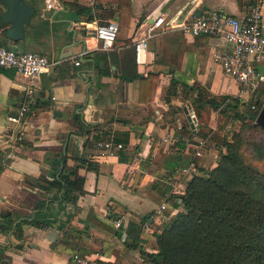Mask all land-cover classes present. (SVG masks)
Masks as SVG:
<instances>
[{
  "label": "crops",
  "instance_id": "crops-1",
  "mask_svg": "<svg viewBox=\"0 0 264 264\" xmlns=\"http://www.w3.org/2000/svg\"><path fill=\"white\" fill-rule=\"evenodd\" d=\"M25 1L35 12L23 38H8L9 24L0 23V43L46 53L58 62L33 78L38 97L22 127L16 157L0 167V264H76L74 252L87 256L89 264H137L142 250L156 251L155 234L163 224L183 210L174 194L183 193L200 168L215 166L221 150L212 142L196 154L198 140L207 141L206 132L215 128L220 107L203 104L197 115V90L184 95L182 83L248 100L214 59L226 43L190 35L181 25L202 7L242 18L259 3L264 31V0H130L126 39L117 38L110 49L98 46L93 28L108 19L119 23L120 0H53L58 6L50 5L52 0ZM6 9L0 1V12ZM161 14L166 23L138 55L133 40ZM101 68L109 73L99 75ZM257 69L264 73V57ZM149 71L159 74L155 93L141 102L139 75ZM173 79L176 92L167 99ZM27 81L14 68L0 67V139L19 127L8 116L23 101ZM191 111L195 124L187 118ZM97 140L121 142L122 148L109 154ZM63 161L83 178V192L62 204L56 197L60 188L40 185L56 178ZM162 204L160 215L156 211ZM7 212L9 218L1 215ZM116 218L120 227L114 225Z\"/></svg>",
  "mask_w": 264,
  "mask_h": 264
},
{
  "label": "trees",
  "instance_id": "trees-1",
  "mask_svg": "<svg viewBox=\"0 0 264 264\" xmlns=\"http://www.w3.org/2000/svg\"><path fill=\"white\" fill-rule=\"evenodd\" d=\"M119 3L120 20L116 41L117 38L126 39L131 13L130 0H120ZM83 10L88 12L90 8L83 7ZM94 53L91 60L96 67L98 60ZM108 73V70L102 68L99 71V75ZM158 76V73L152 71L145 76L139 75V101L147 102L153 98ZM174 85L176 80L173 79L167 91V99L170 94H175ZM194 89L197 94L193 104L197 110L203 104H208L220 107V112L231 109L235 117L245 116L256 120L259 109L252 111L251 105L255 108L256 104L260 107L264 104L259 96L255 99L252 96L248 99L251 102L248 111L241 112L239 103L243 104L244 101L237 97L228 94L212 95L197 83H182L184 95ZM263 92L264 83L256 93ZM241 127L229 141H225L224 151L219 153L216 165L209 169L200 168L201 173L190 178L185 191L174 194L182 202L183 210L177 211L163 224L160 232L155 234L156 251L142 250L143 258L137 264H264V171L245 160L240 150L241 145L251 143L250 156L264 159V143L244 139ZM255 127L262 128L257 123ZM187 131L185 124L182 132ZM178 146L184 147L185 143L179 141ZM82 181L83 178L76 177L75 169L63 161L62 170L56 178L46 179L40 187L60 188L62 191L56 197L63 204L75 198L76 192H83L80 185ZM5 214L8 218L11 216L10 212L1 215L4 217ZM137 229L140 227L137 226Z\"/></svg>",
  "mask_w": 264,
  "mask_h": 264
},
{
  "label": "built area",
  "instance_id": "built-area-1",
  "mask_svg": "<svg viewBox=\"0 0 264 264\" xmlns=\"http://www.w3.org/2000/svg\"><path fill=\"white\" fill-rule=\"evenodd\" d=\"M49 4L55 5L56 2L52 0L49 1ZM154 18L146 23L143 34L133 40V47L138 55L140 51L146 49L149 39L156 33L157 29L166 23L162 14ZM262 18L261 5L254 3L250 5L242 18L213 8L202 11L199 15L192 14L181 25V28L190 35L216 37L226 43L227 46L215 50L214 59L221 65L226 74L237 81L240 92L246 93L247 99H250L257 92L259 86L264 83V73L257 69V63L264 57ZM118 27V22L114 19L99 22L94 26V35L100 48L110 49L115 46ZM1 30L0 26V33ZM57 62L58 60L49 57L46 53L36 50L17 51L0 43V67L14 68L28 79L23 101L18 109L8 116V120L11 123L18 124L19 127L9 129L5 132L4 138L0 139V167H5L16 157V145L23 138L22 127L30 113L32 103L38 97L33 78L52 68ZM75 62L78 64L80 60L76 59ZM251 107L253 108L254 105H251ZM189 116L191 122L195 124V113L191 111ZM236 120L233 128L229 130V139L234 131H238L236 127L238 120ZM96 142L109 154L114 153L115 149L122 148L121 142L112 140H97ZM205 143V138L198 140L197 155H201L200 150L205 147ZM164 207L165 205L162 204L156 212L163 215L162 209ZM113 222L116 227H120L122 224L119 218L114 219ZM72 259L76 264H89L90 262L87 256L77 252L72 254Z\"/></svg>",
  "mask_w": 264,
  "mask_h": 264
},
{
  "label": "rangeland",
  "instance_id": "rangeland-1",
  "mask_svg": "<svg viewBox=\"0 0 264 264\" xmlns=\"http://www.w3.org/2000/svg\"><path fill=\"white\" fill-rule=\"evenodd\" d=\"M255 94L253 95L252 99H255L257 96H259L260 101L264 102V92L260 93V94L259 93H255ZM250 103L251 102L249 100L244 101L243 104L240 103V105H239L240 111L241 112H247L248 107L250 106ZM253 103H254V101H253ZM260 108L261 107L256 104V107L255 108L251 107V110L256 111L258 109L260 110ZM198 111L200 112V109L196 110L195 113H197V115L199 114ZM214 119L216 120L215 128L210 129L208 132H206V133H209V135L207 136V141L205 143V147H206V145L208 147V144L211 145L212 142H215L216 145L218 144V146L221 147L220 152L222 154V152L224 151V148H225V145H224L225 141H229L232 138V137L230 139L228 138V133H229V130L233 128L235 119L238 120L237 125H236L238 130L242 126L241 127V129H242L241 133H242L244 139H248V141H251V140L258 141V142L262 141V143H264V131L262 128L259 129V128L255 127L256 120H254L252 118L250 119V118L245 117V116L243 118L242 117H235L233 110L226 109L225 111L221 110V112H218L217 114L215 113ZM234 132H236V131H234ZM247 146H249V148ZM240 150H241L245 160H247L248 162H251L252 164L256 165L259 169L264 171V159L258 160V159L252 158V156H250V154H251V152H250L251 143L249 145H246V146L241 145ZM253 155H256V153H254Z\"/></svg>",
  "mask_w": 264,
  "mask_h": 264
},
{
  "label": "water",
  "instance_id": "water-1",
  "mask_svg": "<svg viewBox=\"0 0 264 264\" xmlns=\"http://www.w3.org/2000/svg\"><path fill=\"white\" fill-rule=\"evenodd\" d=\"M7 9L0 12V23L9 24L5 29V35L13 40L23 38L25 33V24L29 21L30 16L35 12V8L25 0H0ZM58 6V3L55 4ZM204 7L198 9L196 14L199 15ZM187 111V108H185ZM190 120V116L187 115ZM256 123L264 129V104L260 108ZM192 125V124H191Z\"/></svg>",
  "mask_w": 264,
  "mask_h": 264
}]
</instances>
